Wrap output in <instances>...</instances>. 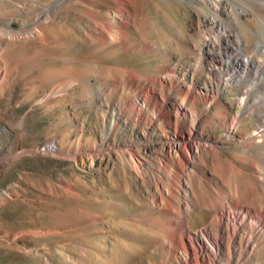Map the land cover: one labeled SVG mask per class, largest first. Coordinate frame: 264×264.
<instances>
[{
  "label": "rangeland",
  "instance_id": "obj_1",
  "mask_svg": "<svg viewBox=\"0 0 264 264\" xmlns=\"http://www.w3.org/2000/svg\"><path fill=\"white\" fill-rule=\"evenodd\" d=\"M260 47L264 0H0V264H264Z\"/></svg>",
  "mask_w": 264,
  "mask_h": 264
},
{
  "label": "bare ground",
  "instance_id": "obj_2",
  "mask_svg": "<svg viewBox=\"0 0 264 264\" xmlns=\"http://www.w3.org/2000/svg\"><path fill=\"white\" fill-rule=\"evenodd\" d=\"M260 51V53H264V47H260V50L258 49V52ZM244 62V66H246L247 64L251 63L252 62V59L251 57H245L244 60H242ZM260 103H264V98L263 99H260ZM246 211V209H245ZM260 218V217H259Z\"/></svg>",
  "mask_w": 264,
  "mask_h": 264
}]
</instances>
